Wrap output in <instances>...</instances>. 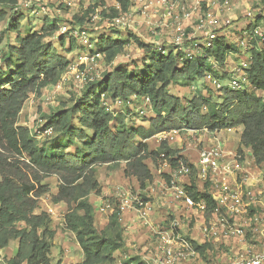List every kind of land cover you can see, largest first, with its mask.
Returning <instances> with one entry per match:
<instances>
[{"label":"trees","instance_id":"16d2710c","mask_svg":"<svg viewBox=\"0 0 264 264\" xmlns=\"http://www.w3.org/2000/svg\"><path fill=\"white\" fill-rule=\"evenodd\" d=\"M17 1L0 0V24L8 20V9ZM120 2L123 9L129 7L128 0ZM112 12L115 14L116 10ZM87 15L88 11L77 14L74 20L84 24ZM22 19V15H17L9 21L8 30L16 32L15 42L7 43L0 53V250L6 249L12 239L18 241L16 252L7 264H51L56 230L47 211L37 212L41 197L49 192L43 180L50 175L59 179L52 201L67 205L64 228L75 234L83 251L80 264L114 263L115 253L126 245L124 229L116 209L103 229L95 225V207L90 196L102 191L96 168L102 165L115 168L124 163L125 176L134 177L144 189L154 179L147 159L155 165L159 160H166L172 167L178 164L175 157L180 152L168 140H162L155 150L150 149L147 140L157 133L172 129L206 127L216 131L241 127L238 150L250 148L256 163L264 165V96L258 94L264 91V41L259 46L254 40L250 48L251 88L234 90L226 85L218 90L221 93L214 91L216 98L212 94L198 95L185 103L171 91L174 84H193L208 72L219 78H225L226 73L219 75L203 57L181 62L169 53L158 58L152 45L132 32L126 39L102 34L99 41L106 45L109 59L134 40L147 50L148 56L143 60L146 63L135 66L136 70L117 65L99 80L90 82L73 105L44 116L42 129L52 128L53 134L61 133L72 143L81 142L78 151L68 152L63 141L51 147L39 143L29 126L20 123V114L31 94L41 95L47 85L59 81L71 63L66 54L74 51L76 45L71 41L64 49L66 54L59 52L53 40L47 39L58 30L57 23L49 19L40 30L22 36ZM4 33L1 32L0 41ZM63 37L59 40L65 47ZM237 51L239 48L229 43L227 36H219L211 55L224 67L228 54ZM103 94L112 102L122 100L127 116L134 115L130 102L149 98L155 115L148 119V125L116 128L114 124L122 127L126 117L116 109H108ZM137 138L141 140L138 142ZM163 175L169 183L170 177ZM192 177V185L187 186L189 193L196 200H206L207 215H210L215 201L207 189L197 191L194 174ZM193 245L201 254L208 247L197 242ZM137 264L143 262L140 260Z\"/></svg>","mask_w":264,"mask_h":264},{"label":"built area","instance_id":"2783aa9c","mask_svg":"<svg viewBox=\"0 0 264 264\" xmlns=\"http://www.w3.org/2000/svg\"><path fill=\"white\" fill-rule=\"evenodd\" d=\"M233 1L128 0L129 7L123 9L120 0H18L8 9V14L11 16L23 12L44 19L47 17L58 25V30L52 37L70 35L78 40L80 46L87 48L84 60L80 62V65L84 66L82 71H76V66L70 64L57 83L47 85L42 90L41 94L46 103H52L55 95L60 92L70 76L76 81L74 85L78 90H85L90 82L101 78L100 75H97L99 79L90 76L94 69V62L96 66L95 60L105 56L94 48L93 40H99L102 34L107 33L106 28L136 34L140 40L152 45L158 58L169 53L176 55L181 62L203 57L211 61L212 65L214 64L212 68L215 69L220 65L211 57V50L219 37L217 29L221 23L231 24V20H220L213 10L215 8L229 10ZM161 8L163 10H160ZM113 9L116 10L115 14L112 12ZM61 10H77V12L68 14L70 19L61 20ZM155 10L158 12L157 16ZM86 11L88 15L84 24L74 20L75 15H82ZM246 15L251 20L239 37L238 47L244 49L248 56L234 65L221 67L226 73L228 82H224L225 78L216 77L212 73L206 74L207 81L217 91L226 85L234 90L250 88L248 70L252 60L249 52L254 40L259 46L264 41V12L255 15L248 10ZM251 24L252 28H250ZM166 28L169 29V34L163 39L161 33ZM139 49L147 54L145 48L139 46ZM145 56L148 55H143V59ZM102 97L105 105L112 111L111 104L122 106L124 103L122 100L112 102L106 99L104 94ZM135 100L130 102V105ZM142 101L150 104L149 98ZM141 113L144 111L142 110ZM39 122L38 127L29 125L31 133L37 139L53 134L52 128L42 129L44 122L41 119ZM204 128L172 129L160 132L158 135L161 141L168 140L170 143L171 137L183 130L196 133ZM232 148L228 147L224 141H218L216 136L215 141L212 140L198 149L199 156L196 160H186L177 155L175 158L178 164L175 167L164 160L165 166H168L170 170L166 173L170 177L169 187L176 196L182 198L186 209L204 218L201 227V236L204 241L215 234L232 239L227 246V252L231 256L225 264H264V202L261 201L262 204H258L259 201L255 199L250 184L260 179L258 173L261 169L252 153L253 158L249 160L251 156H245V150L240 152L238 148ZM250 163L252 168L249 167ZM193 174L197 191L203 192L207 189L215 201V207L210 215H207L206 200L203 198L196 200L189 193L187 186L192 185ZM133 207L143 224L148 225L151 221L154 224L151 220L153 204L149 199L132 196L128 192L121 194L120 203L114 208L120 223L125 221L126 215ZM259 207L262 213L252 215L253 210ZM49 211L53 209L50 208ZM182 217L183 215L171 220L168 228L160 226L155 231L157 241L153 244L151 251L140 257L143 264H193L191 261L200 257L201 252L195 249L193 242L204 243H199L193 232L183 230L187 226L185 224L187 216ZM201 264L209 263L203 261Z\"/></svg>","mask_w":264,"mask_h":264},{"label":"rangeland","instance_id":"374dc122","mask_svg":"<svg viewBox=\"0 0 264 264\" xmlns=\"http://www.w3.org/2000/svg\"><path fill=\"white\" fill-rule=\"evenodd\" d=\"M156 10L155 14L157 16L158 12ZM160 10L163 9L161 8ZM248 10H251V12L255 15L259 12H264V0H234L229 10L215 8L213 11L219 17V19L223 21L230 19V25H232L231 28L230 25L226 26L221 23L219 25L220 27L217 29L219 36L223 35V33H228L229 38H227V41L238 47L240 43L239 35L244 33L247 24L251 20V18L246 15ZM74 11L77 12V10H61L60 19H70L68 14H72ZM234 13L236 16L233 15ZM17 15L23 16L20 27L22 36L31 31L40 30L46 19H48L47 17L44 19L43 17L30 16L23 12L9 16L6 22H2L0 24V37L1 32L5 31L3 34L4 37L0 41V53L2 52L1 48H6V45L9 41H12L13 43L15 42L16 32L8 30V24L9 21ZM228 26H230V28H227ZM105 31L107 33L104 34L111 35L113 38H128V33L125 31L111 28H106ZM93 33H95V31H93ZM168 34L169 29L166 28L162 31L161 36L164 39ZM63 36V39L66 41L65 47L61 46L59 40L60 37L57 38L55 36H51L47 39L53 40V42L58 47L59 52L62 54H66L64 49L68 48L71 41H74V44L76 45L74 50L75 52L72 51L69 53L70 55H66L69 59L71 58L70 64L72 66H76V71H82L84 66L80 65V62L84 60L87 48L80 46L78 40L73 36ZM93 44L94 48L105 55L104 57L97 58L95 60L96 66L94 62V69L91 71L90 76L95 77L96 79L100 78H98L97 75L102 77L105 73L113 70V68H115L117 65L127 66L130 69L136 70L137 67L142 66V63H146L143 61L146 56L143 59V55L147 54L143 53L139 49V45L134 42V40H130V43L125 44L113 59L108 58L107 52L104 49L106 48V45L102 44V42L99 40H93ZM238 48L239 51L233 52L234 54H228L227 60L225 62L226 67L236 64L235 60H237V58L240 57L242 60L244 57L246 58L248 56L244 49L241 47ZM211 57L213 56L211 55ZM209 63L211 64V67H213L214 64L212 65L211 61ZM213 70L219 75L225 73L220 66H217ZM224 82H228L226 77ZM74 84H76V81L70 76V79L63 84L60 92L55 95V99L52 103H46V100L42 94L35 96H32L33 94H31L30 98L26 102V108L21 114L20 122L27 126L35 125L38 127L40 125L39 120L41 119L42 122H45L44 116L51 111H57L59 109L73 105L83 96L87 89L78 90ZM171 91L181 96L183 102L185 103L198 95L212 94L215 96V98L217 97V95L214 93L216 89H214L211 83L207 81L206 76L198 79L196 82L190 85L185 86L182 83L174 84L171 88ZM217 93L221 92L217 91ZM258 94L264 96V91H258ZM27 103L32 107H35V110L32 114H27ZM111 106L112 109H116L118 113H121V115L126 117L125 123L122 127L117 123L114 124L116 128H130L141 123L148 125V119L155 115L154 107L151 104H147L137 98L133 104H131L132 108H134V115L132 116H127L125 113L127 111L122 106H115L114 104H111ZM142 110L144 113H141ZM136 114L137 116H135ZM236 133L237 132H234L232 135L228 134L225 130H218L216 132L207 130V128H204L196 133H189L183 130L179 134H176V136L171 137L170 145L179 150L180 153L178 155L182 156V158L186 160H196L199 156L198 149L204 146L206 143L209 144L212 140L215 141L216 136L224 138V135L226 134L229 135V138L234 137V139H236ZM159 136L160 135L157 133L147 140L151 150H155L161 143ZM59 140L63 141L64 145L67 144L66 150L68 152H76L81 146V142L79 140L72 143L68 141V138L61 133H54L52 135L42 137L40 140L38 139L39 143L42 142L48 147L57 144ZM140 140L141 139L137 138L138 142ZM226 145L228 147L231 146L236 148V144H232L228 141ZM246 155L251 156V153L245 151V156ZM252 156L249 158V160H252L254 157ZM146 161L152 170L154 179L152 181H148L144 189L140 188L139 183L134 177L125 176L123 170L125 167L124 163L115 168H109L107 165L98 166L96 168V177L100 181L102 191L99 195L93 193L90 196V200L95 207V225L99 230L103 229L109 222L113 213V209L119 205L121 194L123 195L124 192L130 193L132 196H142L143 198L149 199V201L153 204V217L151 216V220H153L154 224H152V221L148 225L143 224L139 220L138 212L134 210V207L131 208V210L126 215L125 221L121 222L124 229L126 245L124 248L115 253V262L112 264H137L140 262V257L146 254V252L151 251L153 244L157 241L155 231H157L160 226L168 228V224L171 222V220L181 215H183L182 218L187 216L185 224H187L188 227L186 226L183 230H189L190 232H193L194 236L198 238L199 243H204L208 246L205 250V254L200 253V257L192 260L191 263L201 264V262L204 261L209 264H225L228 258L231 256V254L227 252V246L228 243L232 241V239L225 238L221 234H215L210 239L204 241L203 237L201 236V227L203 226L204 218L200 217L199 214H193L192 211L186 209L184 203L182 202V198L176 196L174 192H172L169 187L170 183H168L163 175L170 171L169 167L165 166V162L162 160H159L158 165H155L151 159H147ZM249 167L252 168L251 163L249 164ZM259 168L261 169L260 173H258V171H256V173L259 174L260 179L254 180L250 184L255 199L259 201L258 204H262L261 201L264 202V165H259ZM43 183L48 185L49 192L41 197L39 206L41 211L45 210L50 213L52 217L51 226L56 230L54 244L50 254L51 264H80L83 259V251L76 240L75 234L71 231L65 230L64 228V214L67 211V205L65 203L55 204L52 201V196L58 191L59 179L56 175H50L43 180ZM199 184L200 183H198V185ZM50 208H52L53 211H49ZM254 213L261 214V208L259 207V209H254L252 215ZM190 214H192V216ZM159 222L161 223L159 224ZM189 227L191 229H189ZM17 244V240H11L9 246L6 249L0 250V264H7V260L15 254Z\"/></svg>","mask_w":264,"mask_h":264},{"label":"crops","instance_id":"0c3cea01","mask_svg":"<svg viewBox=\"0 0 264 264\" xmlns=\"http://www.w3.org/2000/svg\"><path fill=\"white\" fill-rule=\"evenodd\" d=\"M229 13H231V12H229ZM234 16H236V14L234 13L233 14ZM235 18V17H234ZM4 22H6V21H4ZM230 25V24H229ZM248 25V24H247ZM227 26V25H226ZM231 26V28H232V25H230ZM230 26H228L227 28H230ZM247 27V26H246ZM221 36H227V38H229V34L228 33H223V35H221ZM241 36V34L239 35V37ZM15 37H16V35H15ZM8 43H13L12 41H9ZM2 50L1 51H3V50H5V48L4 47H2L1 48ZM75 52V51H74ZM232 54H234V53H232ZM68 55H70V54H68ZM245 58V57H244ZM71 59V58H70ZM241 61V58L239 57V58H237V60H235V62H237V61ZM228 61H229V58H228ZM239 61V62H240ZM33 96V95H32ZM26 108V104L24 105V107H23V109H22V111H21V114H22V112L24 111V109ZM35 110V107H32L30 104H28L27 103V114L28 113H33V111ZM21 114H20V117H21ZM21 123V122H20ZM22 124V123H21ZM29 126V125H28ZM222 130H225L228 134H234V132H237L236 133V135H237V138L236 139H234V137L232 138H229V135H224V138H221L223 141H224V143L225 144H227V141L228 142H231L232 144L234 143V144H236L235 145V147L236 148H238L239 147V145H240V138H241V132H242V128L241 127H239V128H229V129H222ZM239 131V132H238ZM219 137V136H218ZM61 142V140H59L58 141V143L57 144H54V145H52V146H55V145H58L59 143ZM231 147V146H230ZM243 150H245V151H247V152H250V153H252V151H251V149L250 148H245V147H243ZM123 170H124V168H123ZM61 204V203H60ZM41 211V209L39 208V209H37V212H40ZM12 240H14V239H12ZM14 241H16V240H14Z\"/></svg>","mask_w":264,"mask_h":264},{"label":"bare ground","instance_id":"6f19581e","mask_svg":"<svg viewBox=\"0 0 264 264\" xmlns=\"http://www.w3.org/2000/svg\"><path fill=\"white\" fill-rule=\"evenodd\" d=\"M217 138H218V141H221V140H222V139H221L220 137H218V136H217ZM222 141H223V140H222Z\"/></svg>","mask_w":264,"mask_h":264}]
</instances>
